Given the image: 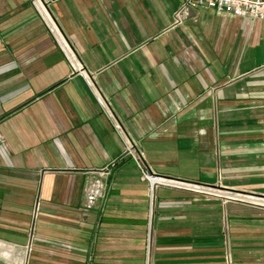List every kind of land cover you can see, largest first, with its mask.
<instances>
[{"label": "crops", "instance_id": "crops-1", "mask_svg": "<svg viewBox=\"0 0 264 264\" xmlns=\"http://www.w3.org/2000/svg\"><path fill=\"white\" fill-rule=\"evenodd\" d=\"M183 2L0 0V264H264V23Z\"/></svg>", "mask_w": 264, "mask_h": 264}, {"label": "built area", "instance_id": "built-area-1", "mask_svg": "<svg viewBox=\"0 0 264 264\" xmlns=\"http://www.w3.org/2000/svg\"><path fill=\"white\" fill-rule=\"evenodd\" d=\"M189 8L195 9H211L218 14H227L232 17H240L249 20H258L264 23V0H184L181 10L176 14V17H181L184 10ZM123 156L128 157L136 165L138 171L141 173V180L147 183L149 187L150 200L157 185L174 187L183 189L194 193H202L199 186L192 185V183L185 181H178L174 179H166L157 174L148 171L143 162V157L137 153L134 147L129 144L123 152ZM100 176L108 175V170H101ZM204 189V188H203ZM205 195L213 196L215 194L205 190ZM203 193V194H204ZM105 196L104 188L99 183L95 182L89 185L87 193V201L92 204L96 198H103ZM217 196V195H216ZM229 198L231 196H228ZM225 197V198H228ZM234 198V197H232ZM237 199H241L237 197ZM254 200V199H253ZM254 203L260 204L264 207V198H257Z\"/></svg>", "mask_w": 264, "mask_h": 264}, {"label": "rangeland", "instance_id": "rangeland-1", "mask_svg": "<svg viewBox=\"0 0 264 264\" xmlns=\"http://www.w3.org/2000/svg\"><path fill=\"white\" fill-rule=\"evenodd\" d=\"M192 185H195V184H192ZM196 186H199L200 191H202L201 195H204L205 194L204 192L206 190V191H210V193L215 194V195H217L219 197H224L225 198V197L231 196V194H226V192H224V191H222V190H220L218 188H214V187L213 188H207V187H203L201 185H196ZM146 244H148L147 240H146L145 246H146ZM148 248L149 247L147 246V248H146L147 253H148ZM148 256H149V254H148ZM145 261H146V264H149L150 260H149V257L147 258V255H146ZM58 262H59L58 264H60V263L61 264H69V262H67V259L64 258V256L60 257Z\"/></svg>", "mask_w": 264, "mask_h": 264}]
</instances>
